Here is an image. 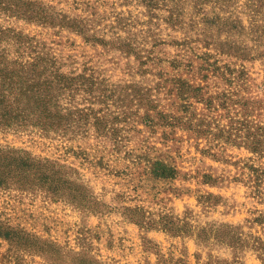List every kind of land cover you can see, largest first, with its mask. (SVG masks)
<instances>
[{"label": "rangeland", "instance_id": "obj_1", "mask_svg": "<svg viewBox=\"0 0 264 264\" xmlns=\"http://www.w3.org/2000/svg\"><path fill=\"white\" fill-rule=\"evenodd\" d=\"M29 1L54 25L0 13V48L73 80L60 127L0 125L60 179L0 189L37 245L0 264H264V0Z\"/></svg>", "mask_w": 264, "mask_h": 264}, {"label": "trees", "instance_id": "obj_2", "mask_svg": "<svg viewBox=\"0 0 264 264\" xmlns=\"http://www.w3.org/2000/svg\"><path fill=\"white\" fill-rule=\"evenodd\" d=\"M248 1L252 7L258 4L256 0ZM0 13L42 25H54L56 20L52 8L29 0H0ZM64 21L63 18L60 20L61 27L74 26ZM2 34L3 31H0V37ZM17 43L15 59L8 58L7 52L0 48V125L21 127L34 119L35 125L43 130L60 127L66 117L56 111L57 101L63 92L72 87L73 79L59 73L51 60L40 56L23 58L26 48L18 39ZM251 145L254 151L258 149L256 142ZM55 174L47 161L34 159L20 150L0 147V189L8 188L11 183L21 188L35 183L36 186H47L53 194H57L60 179ZM0 239L8 242L12 250L37 246L31 244L34 238L22 229L1 223ZM12 255L9 257L11 261Z\"/></svg>", "mask_w": 264, "mask_h": 264}]
</instances>
